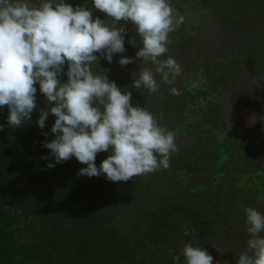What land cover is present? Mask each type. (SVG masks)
I'll list each match as a JSON object with an SVG mask.
<instances>
[{
    "label": "trees",
    "instance_id": "16d2710c",
    "mask_svg": "<svg viewBox=\"0 0 264 264\" xmlns=\"http://www.w3.org/2000/svg\"><path fill=\"white\" fill-rule=\"evenodd\" d=\"M65 2L92 7V0ZM92 12L93 18L105 19L104 13ZM127 28L126 51L114 54L112 63L101 56L99 71L107 70L110 81L132 92L134 105L147 108L161 126L175 132L178 150L170 167L111 182L103 174L80 175L86 165L75 157L55 163L42 145L54 139L56 117L49 110L44 128L37 124L40 109L48 108L37 82L36 108L22 126L9 127V110L0 107V264H175L172 257L180 255L185 244L204 247L209 254L216 251L232 264L246 250L245 209L262 212L264 200V167L255 161L251 142L221 132L216 104L203 90L193 93L197 81L173 86L179 95L171 94L173 87L159 75V92L134 88L132 81L143 68L135 75L129 70L143 60L118 63L121 56L135 57L138 50L128 42L135 27ZM182 29L169 34V52L161 59H188L191 37H184ZM254 30L253 39L256 35L264 44V26ZM67 67L66 62L61 82L67 81ZM110 154H97L98 168ZM49 163L55 167L48 168Z\"/></svg>",
    "mask_w": 264,
    "mask_h": 264
},
{
    "label": "clouds",
    "instance_id": "9594fccd",
    "mask_svg": "<svg viewBox=\"0 0 264 264\" xmlns=\"http://www.w3.org/2000/svg\"><path fill=\"white\" fill-rule=\"evenodd\" d=\"M93 8L105 19L93 18ZM184 22L171 0H92L91 8L73 7L65 0H0V107L9 110V127L31 119L38 82L48 108L40 109L37 124L44 128L49 110L56 117L51 127L55 137L42 145L55 163L75 157L86 165L80 175L103 174L111 182L169 168L178 150L175 132L161 126L147 108L134 105L132 92L110 81L107 70L99 71V58L112 63L114 54L124 53L127 25H133L135 35L128 42L138 50L135 57L121 56L118 63L143 60L153 65L155 70L144 67L132 86L157 93V75L171 85L183 71L173 57H161L169 52V34ZM66 62L67 81L61 82ZM170 92L180 94L174 87ZM109 150L98 168L97 154ZM245 212L249 239L236 264H264V214L254 207ZM181 255L183 264H213V256L201 246L185 244L181 254L172 257L175 264Z\"/></svg>",
    "mask_w": 264,
    "mask_h": 264
},
{
    "label": "rangeland",
    "instance_id": "374dc122",
    "mask_svg": "<svg viewBox=\"0 0 264 264\" xmlns=\"http://www.w3.org/2000/svg\"><path fill=\"white\" fill-rule=\"evenodd\" d=\"M171 2L185 16L181 27L184 37H191L192 48L188 53L182 51L187 60L180 55L173 57L183 71L170 86L197 81L193 93L203 90L216 104L215 118L221 132H233L238 139L250 141L255 161L264 167V44L254 30V26H264V0ZM249 4L252 11L246 8ZM140 65L129 70L130 74L144 67L155 70L150 63L142 61ZM261 209L264 214V200ZM210 254L213 264H228L216 251Z\"/></svg>",
    "mask_w": 264,
    "mask_h": 264
}]
</instances>
